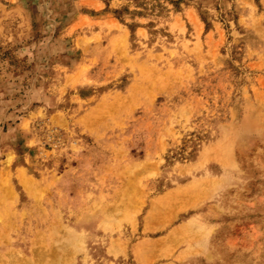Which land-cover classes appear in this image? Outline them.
<instances>
[{
	"label": "rangeland",
	"instance_id": "1",
	"mask_svg": "<svg viewBox=\"0 0 264 264\" xmlns=\"http://www.w3.org/2000/svg\"><path fill=\"white\" fill-rule=\"evenodd\" d=\"M46 1L0 0V264H264V0Z\"/></svg>",
	"mask_w": 264,
	"mask_h": 264
},
{
	"label": "crops",
	"instance_id": "2",
	"mask_svg": "<svg viewBox=\"0 0 264 264\" xmlns=\"http://www.w3.org/2000/svg\"><path fill=\"white\" fill-rule=\"evenodd\" d=\"M40 1V3L41 4H43V5H47V1L46 0H39ZM80 2V1H79ZM81 2H82V0H81Z\"/></svg>",
	"mask_w": 264,
	"mask_h": 264
},
{
	"label": "bare ground",
	"instance_id": "3",
	"mask_svg": "<svg viewBox=\"0 0 264 264\" xmlns=\"http://www.w3.org/2000/svg\"><path fill=\"white\" fill-rule=\"evenodd\" d=\"M4 186V185H3Z\"/></svg>",
	"mask_w": 264,
	"mask_h": 264
}]
</instances>
